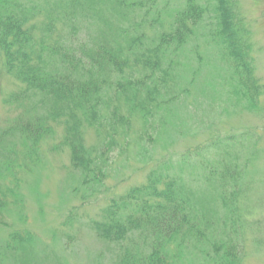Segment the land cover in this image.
Returning <instances> with one entry per match:
<instances>
[{
  "label": "trees",
  "instance_id": "trees-1",
  "mask_svg": "<svg viewBox=\"0 0 264 264\" xmlns=\"http://www.w3.org/2000/svg\"><path fill=\"white\" fill-rule=\"evenodd\" d=\"M55 5H61L57 16ZM141 7L144 0H0V82L14 84L3 103L18 111L0 128V177L9 179V184L0 185V225L11 203L22 201L24 182L58 127L63 135L56 149H69L71 165L83 173V183L100 180L101 160L84 144L85 129L97 128L105 106L115 125L131 127L134 116L142 114L148 120L161 105L176 99L175 93L166 99L163 94L176 81L175 57L210 11L215 15L209 36L229 67L230 93L243 109L264 121V84L235 0H213L212 6L187 0L169 29L156 30L152 38L145 33L132 36L121 26ZM60 14L71 27L80 19L97 17L106 25L100 28L102 35L79 46L80 53L70 39L55 41L51 35ZM260 131L262 136L231 135L189 148L176 164L183 174L189 172L195 185L187 172L188 177L171 173L176 165L167 163L151 170L146 181L122 199L112 198L102 219L93 224L97 236L123 248L127 238L139 233L151 240L152 248L147 258L139 247L135 254L127 250L113 264H176L181 251L190 247L203 251L202 246L213 264H241L239 243L229 237V229L237 233L244 226L242 213L249 206L241 208V197L251 183L246 186L240 179L258 159L259 150L264 151L259 145L264 129ZM241 149L245 166L237 162ZM218 222L226 226L228 244L210 236ZM33 242L31 232L16 230L8 234L5 249L22 252Z\"/></svg>",
  "mask_w": 264,
  "mask_h": 264
},
{
  "label": "rangeland",
  "instance_id": "rangeland-1",
  "mask_svg": "<svg viewBox=\"0 0 264 264\" xmlns=\"http://www.w3.org/2000/svg\"><path fill=\"white\" fill-rule=\"evenodd\" d=\"M144 1L145 7L134 12L130 20L124 18L121 26L129 28L132 36L145 33L152 38L156 30L169 29L177 11L185 6L187 0ZM199 1L210 6L213 3V0ZM235 2L252 43L256 73L264 84V0ZM59 7L61 5L54 6L56 16ZM97 10L100 12L101 9ZM214 15V12H208L197 33L177 52L176 81L171 84L173 88L169 93H164L163 89L165 99L174 93L178 95L176 99L161 105L155 116L148 120H144L142 114L134 116L131 127L115 125L110 108L105 106L97 128L85 129L84 144L94 149V154L101 160L98 164L102 172L99 181L83 183V173L71 165L69 149H56L63 135L61 127L43 144L39 160L21 189L22 201L11 203L3 217L4 223L0 225V264H113L127 250L135 254L139 250L137 247L147 258L152 251L151 240L147 241L139 233L127 238L123 248L97 236L93 224L102 219L111 199H122L132 188L142 185L151 170L167 163L176 165L171 173L188 177L189 172L184 170L183 174L180 164L176 163L189 148L198 144H211L213 139L223 141L233 135L262 136V116L243 109L230 93L229 67L209 36V29L213 27L209 23ZM101 16L108 17L103 11ZM102 21L101 17L80 19L76 26L71 27L66 17L60 14L51 35L55 41L70 39L80 52L79 46L102 35L100 28L106 25ZM13 88L10 81L1 80L0 128L18 113L3 103L4 95ZM259 145L264 150V136ZM259 151L258 159H253L240 179L241 183L246 182V186L247 182L251 183L248 185L251 186L250 191L241 197V208H245V204L249 206L242 213L244 226L237 233L229 229V237L239 243L241 264H264V200L260 201L264 199V151ZM238 153L237 162L245 166L244 149ZM192 174L196 175L197 171ZM3 182L8 183L9 179L0 177V185ZM225 213L222 210L220 216L225 218ZM225 227L218 222L215 235H210L212 239L228 244L230 239L224 234ZM16 230L31 232L34 242L22 252L9 253L5 249L7 237ZM201 248L203 251L191 247L184 249L176 264H213L204 247ZM208 251L213 254L210 246Z\"/></svg>",
  "mask_w": 264,
  "mask_h": 264
}]
</instances>
